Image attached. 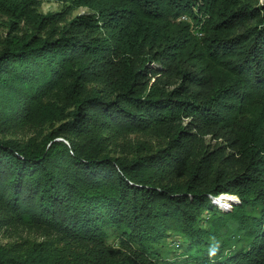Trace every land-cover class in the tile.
Wrapping results in <instances>:
<instances>
[{
    "label": "trees",
    "instance_id": "1",
    "mask_svg": "<svg viewBox=\"0 0 264 264\" xmlns=\"http://www.w3.org/2000/svg\"><path fill=\"white\" fill-rule=\"evenodd\" d=\"M0 17V264H156L170 233L196 264H264V3L0 0Z\"/></svg>",
    "mask_w": 264,
    "mask_h": 264
},
{
    "label": "rangeland",
    "instance_id": "2",
    "mask_svg": "<svg viewBox=\"0 0 264 264\" xmlns=\"http://www.w3.org/2000/svg\"><path fill=\"white\" fill-rule=\"evenodd\" d=\"M264 0H258V5L263 4ZM62 3L59 2H44L40 8L38 9L39 12L42 14H46L48 12H56L61 10ZM85 8H79L74 11H72V17L76 16L82 12H84ZM7 33V28L4 25V18L0 17V38L4 36ZM194 35L197 37H200L201 34L196 33L192 31ZM59 124L56 123L54 126L57 127ZM52 129V126L46 124L42 131L44 133L49 132ZM26 135V136H22ZM9 136V135H8ZM31 136V133L27 132L26 134H21L19 136H15V138H28ZM229 195L227 194H220L216 199H214L215 203L219 205L221 208H228L230 207V201L235 199V196L233 199L231 197H227ZM231 199V200H230ZM235 224L231 225V232L236 230ZM11 230H6L3 233L0 234V242L5 243L6 241H11L14 239V236L11 234ZM23 236H30L34 237L33 234H29L28 232H22ZM234 234V233H233ZM229 246H235V241L238 240L236 237L229 236ZM109 244L113 246L119 245L118 238L111 236L109 239ZM191 243L189 240L185 239L182 235L178 233H170L167 238L161 240L158 243L152 244L150 247L151 250V257L155 260L156 264H196L197 261L195 258L200 256V250L197 248H193L190 246ZM129 249L140 252L139 247L136 244H127Z\"/></svg>",
    "mask_w": 264,
    "mask_h": 264
},
{
    "label": "bare ground",
    "instance_id": "3",
    "mask_svg": "<svg viewBox=\"0 0 264 264\" xmlns=\"http://www.w3.org/2000/svg\"><path fill=\"white\" fill-rule=\"evenodd\" d=\"M227 197H230V196H227Z\"/></svg>",
    "mask_w": 264,
    "mask_h": 264
},
{
    "label": "clouds",
    "instance_id": "4",
    "mask_svg": "<svg viewBox=\"0 0 264 264\" xmlns=\"http://www.w3.org/2000/svg\"><path fill=\"white\" fill-rule=\"evenodd\" d=\"M232 201V200H231Z\"/></svg>",
    "mask_w": 264,
    "mask_h": 264
}]
</instances>
